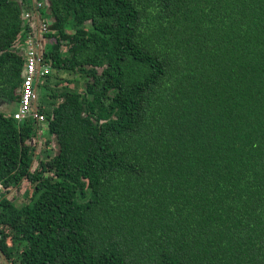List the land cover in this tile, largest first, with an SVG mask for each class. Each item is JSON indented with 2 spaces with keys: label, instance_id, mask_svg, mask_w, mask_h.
Instances as JSON below:
<instances>
[{
  "label": "trees",
  "instance_id": "obj_1",
  "mask_svg": "<svg viewBox=\"0 0 264 264\" xmlns=\"http://www.w3.org/2000/svg\"><path fill=\"white\" fill-rule=\"evenodd\" d=\"M31 3L0 0L6 103ZM45 3L49 138L0 112L6 264H264V0Z\"/></svg>",
  "mask_w": 264,
  "mask_h": 264
},
{
  "label": "built area",
  "instance_id": "obj_2",
  "mask_svg": "<svg viewBox=\"0 0 264 264\" xmlns=\"http://www.w3.org/2000/svg\"><path fill=\"white\" fill-rule=\"evenodd\" d=\"M31 10L22 16L23 25L30 27V32L23 38V55L25 63L21 73L22 84L19 89L17 110L12 114L17 121L33 117L42 123L44 117L37 111V86L50 72V66L43 60L42 39L47 43L45 35L49 33L50 22L41 17L39 10L47 4L41 0H32ZM40 140V139H38Z\"/></svg>",
  "mask_w": 264,
  "mask_h": 264
},
{
  "label": "rangeland",
  "instance_id": "obj_3",
  "mask_svg": "<svg viewBox=\"0 0 264 264\" xmlns=\"http://www.w3.org/2000/svg\"><path fill=\"white\" fill-rule=\"evenodd\" d=\"M41 2H45V0H41ZM48 20V19H47ZM49 21V20H48ZM22 35V34H20ZM42 46H43V50H45V46L47 48V43L44 42V40L42 39ZM40 91L38 89V95H39ZM15 110H17V103L12 102V103H6L3 100H0V112L5 113L6 115H11L15 112ZM40 127V133H39V137H41L40 142L43 144L44 139L49 138L48 132H47V128L46 125L40 123L39 125ZM51 149H54V142H52L51 145ZM33 188L28 186L27 183H22L20 189L14 193V189L11 190V192L9 193L10 196L11 194V199L13 201H15L18 205L22 204L23 202H25V200L27 198H29L32 194H33ZM2 192H4L2 190ZM12 193H14L12 195ZM0 264H6L5 258H3L0 254Z\"/></svg>",
  "mask_w": 264,
  "mask_h": 264
},
{
  "label": "bare ground",
  "instance_id": "obj_4",
  "mask_svg": "<svg viewBox=\"0 0 264 264\" xmlns=\"http://www.w3.org/2000/svg\"><path fill=\"white\" fill-rule=\"evenodd\" d=\"M13 117V116H12Z\"/></svg>",
  "mask_w": 264,
  "mask_h": 264
}]
</instances>
